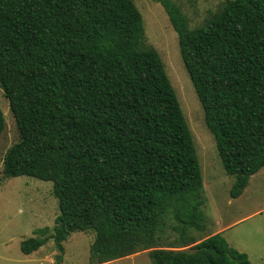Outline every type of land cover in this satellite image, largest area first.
<instances>
[{
  "label": "trees",
  "instance_id": "obj_1",
  "mask_svg": "<svg viewBox=\"0 0 264 264\" xmlns=\"http://www.w3.org/2000/svg\"><path fill=\"white\" fill-rule=\"evenodd\" d=\"M155 1L234 199L264 166V0H226L196 29ZM0 88L17 133L1 174L50 182L57 202L24 255L52 240L61 264L68 235L91 231L88 264L147 250L152 264H249L207 232L191 135L131 0H0Z\"/></svg>",
  "mask_w": 264,
  "mask_h": 264
},
{
  "label": "rangeland",
  "instance_id": "obj_2",
  "mask_svg": "<svg viewBox=\"0 0 264 264\" xmlns=\"http://www.w3.org/2000/svg\"><path fill=\"white\" fill-rule=\"evenodd\" d=\"M185 18L188 29L204 25L226 0H167ZM137 9L144 42L159 56L164 73L174 91L185 124L191 135L194 155L202 181V211L209 234L214 229L225 240L227 250L246 256L249 264H264V166L249 177L247 185L234 199L229 197L233 177L224 174L214 141L206 129L202 110L178 54L176 33L167 14L155 0H131ZM0 264H53L57 252L52 240L36 251L24 255L20 243L35 237L39 229H53L57 202L51 194V183L1 174L5 151L17 140V133L7 101L0 88ZM156 230V238L158 234ZM171 242L174 234H167ZM93 233L73 232L62 242L61 264H88ZM184 247L182 249H186ZM147 251L105 264H152Z\"/></svg>",
  "mask_w": 264,
  "mask_h": 264
},
{
  "label": "crops",
  "instance_id": "obj_3",
  "mask_svg": "<svg viewBox=\"0 0 264 264\" xmlns=\"http://www.w3.org/2000/svg\"><path fill=\"white\" fill-rule=\"evenodd\" d=\"M220 229H218L217 231L214 229L213 233L211 234H216V232H219Z\"/></svg>",
  "mask_w": 264,
  "mask_h": 264
}]
</instances>
